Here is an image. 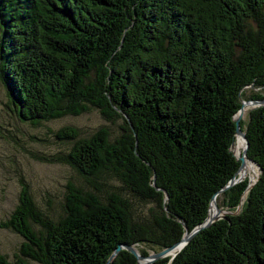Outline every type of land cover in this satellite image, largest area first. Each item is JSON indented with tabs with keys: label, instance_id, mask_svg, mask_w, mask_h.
<instances>
[{
	"label": "trees",
	"instance_id": "16d2710c",
	"mask_svg": "<svg viewBox=\"0 0 264 264\" xmlns=\"http://www.w3.org/2000/svg\"><path fill=\"white\" fill-rule=\"evenodd\" d=\"M0 81L33 125L90 107L121 119L112 136L63 124L52 134L66 149L33 153L83 183L66 181L53 218L19 174L0 226L23 239L0 264H141L123 247L106 260L118 242L147 255L139 244L177 241L215 192L224 215L149 264H264V103L239 118L257 175L224 186L238 174L234 115L264 97V0H0ZM122 188L152 202L147 215Z\"/></svg>",
	"mask_w": 264,
	"mask_h": 264
},
{
	"label": "rangeland",
	"instance_id": "374dc122",
	"mask_svg": "<svg viewBox=\"0 0 264 264\" xmlns=\"http://www.w3.org/2000/svg\"><path fill=\"white\" fill-rule=\"evenodd\" d=\"M248 106H244L241 116H244ZM120 121V118L113 121L106 119L96 107H90L78 114H64L33 125L26 120L19 119L10 111L6 89L0 81V219L7 216L17 200V176L19 174L24 176L28 182L35 205L53 218L62 212L66 181L83 183L81 177L69 165L38 159L33 155V153L48 154L67 148L69 142L56 139L52 134L54 129L63 124H72L78 127L81 135H85L99 125H106L112 136L119 131ZM30 135H37L40 138L31 140ZM254 167V170L244 174L250 176L251 181L255 179L258 172L257 166ZM109 180L118 186V180L115 178ZM121 190L128 197L135 212L148 214L149 207L153 205L151 201L140 200L123 188ZM217 206L225 210L221 203ZM33 225L36 227L35 224ZM22 239L19 233L8 227L0 226V252L9 259H12L14 253L17 252ZM139 246L152 251L147 243H141ZM28 263L41 264L33 259H28Z\"/></svg>",
	"mask_w": 264,
	"mask_h": 264
},
{
	"label": "water",
	"instance_id": "95a60500",
	"mask_svg": "<svg viewBox=\"0 0 264 264\" xmlns=\"http://www.w3.org/2000/svg\"><path fill=\"white\" fill-rule=\"evenodd\" d=\"M241 103H242L241 106L239 107V109L237 110V112L234 115V120H235V131H234V133H235V138L237 136L241 137L244 145L241 148L239 154H236L234 149H233L234 140L231 141L230 146H229L230 149L233 151L235 157L239 160V165L236 169V173H237L239 167L241 166L244 157H247L246 156L247 139H246V136L244 134V131L239 126V118L242 115V112H243L245 105L254 106L257 104L264 103V97L261 99H247V100L243 99L241 101ZM256 166L258 167L257 164H256ZM242 176H243L242 174H237L236 176H231V178L228 180V182L224 186L229 185V184L233 183L234 181L239 180ZM153 179H154V175H153ZM248 179L250 180V176L248 177ZM215 193L211 196L210 200L214 198ZM165 196H166V193H165ZM210 202L211 201H209V205H210ZM225 212H226V210L219 209L216 207L214 209V212L210 213L209 207H208L207 215L204 217V219L201 222L194 225L190 230H188L187 227L184 226L185 229H184V232H183L180 239H178L177 241H175V242L171 243L170 245L165 246L159 250L151 251L147 255L141 254L137 250L135 245H133V244L118 242L116 244V246L113 248V250L110 252L106 261L108 262L113 257V255L119 250V248H121V247H123V248L127 249L129 252H131L136 257L137 261L141 264H149L152 259L159 257L161 255H165V254L173 255L175 253V250L179 249V247L182 246L199 228L204 227V226H208L211 221H213L214 219H216L218 217H222Z\"/></svg>",
	"mask_w": 264,
	"mask_h": 264
},
{
	"label": "bare ground",
	"instance_id": "6f19581e",
	"mask_svg": "<svg viewBox=\"0 0 264 264\" xmlns=\"http://www.w3.org/2000/svg\"><path fill=\"white\" fill-rule=\"evenodd\" d=\"M243 145H244L243 140L241 139L240 136H237L236 140L233 143V149L235 150L236 154L240 153V149H241V147H243ZM255 165L256 164L252 160L248 159L247 157H244L243 162H242L241 166L239 167L237 173L244 175L245 173L250 172L251 170H254V168H255L254 166ZM251 176H252V174H251ZM216 207L218 208V206L216 204L215 197H214L211 200V205H210V208H209V212L210 213L214 212V209Z\"/></svg>",
	"mask_w": 264,
	"mask_h": 264
}]
</instances>
